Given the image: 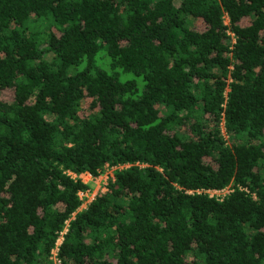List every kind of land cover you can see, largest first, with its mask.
<instances>
[{
    "label": "trees",
    "instance_id": "1",
    "mask_svg": "<svg viewBox=\"0 0 264 264\" xmlns=\"http://www.w3.org/2000/svg\"><path fill=\"white\" fill-rule=\"evenodd\" d=\"M64 228L59 264H264V0H0V264Z\"/></svg>",
    "mask_w": 264,
    "mask_h": 264
},
{
    "label": "built area",
    "instance_id": "2",
    "mask_svg": "<svg viewBox=\"0 0 264 264\" xmlns=\"http://www.w3.org/2000/svg\"><path fill=\"white\" fill-rule=\"evenodd\" d=\"M112 168H108L106 170H111ZM103 173V172H102ZM102 173H99L97 176H92L90 173L85 172V173H81L79 175H76L74 173H71L72 176L75 177H79L84 183H86L84 178H90L91 180L96 179L98 177L101 176ZM111 175L110 174H106L103 178H100V180H98L96 183L94 182V190H90V188H87L85 190H79L77 192L79 199L81 200V203L79 205V209L81 208H85L86 205L93 199L94 195L98 192V191H104L106 189V184H107V179L108 177ZM223 190V189H220ZM220 190H215V189H211V190H207L208 194L210 196H215V194L220 191ZM216 197H221V196H216ZM65 232V228L59 232L58 237L55 240V244L54 247L51 250V255L50 258L53 260L54 264H59V258L57 257V250H58V245L61 243L62 240V234Z\"/></svg>",
    "mask_w": 264,
    "mask_h": 264
},
{
    "label": "rangeland",
    "instance_id": "3",
    "mask_svg": "<svg viewBox=\"0 0 264 264\" xmlns=\"http://www.w3.org/2000/svg\"><path fill=\"white\" fill-rule=\"evenodd\" d=\"M178 2V0H175V3H177ZM248 21L246 20V19H243L242 21H241V23L242 24H246ZM193 27L194 28H196V29H201V28H203V22L202 21H200V20H198V19H196V20H194L193 21ZM131 76V75H130ZM2 95L4 96V98H6V99H10L11 98V96H12V91L11 90H4L3 92H2ZM225 136H226V134H224ZM111 173V170H105L102 174H101V176L100 177H98V178H96V179H93V180H91L90 178H84L85 179V181H86V183H88V185H89V188H90V190H94V182L96 183L98 180H100V178H103L106 174L108 175V174H110ZM228 191V188H224L223 190H220V191H218L216 194H215V196H222L224 193H226Z\"/></svg>",
    "mask_w": 264,
    "mask_h": 264
}]
</instances>
